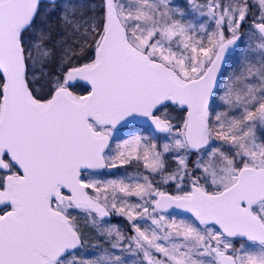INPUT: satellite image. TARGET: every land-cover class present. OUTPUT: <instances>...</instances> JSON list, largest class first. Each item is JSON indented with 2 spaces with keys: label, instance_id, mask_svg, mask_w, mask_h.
I'll return each mask as SVG.
<instances>
[{
  "label": "snow or ice",
  "instance_id": "6c2138e0",
  "mask_svg": "<svg viewBox=\"0 0 264 264\" xmlns=\"http://www.w3.org/2000/svg\"><path fill=\"white\" fill-rule=\"evenodd\" d=\"M0 264H264V0H0Z\"/></svg>",
  "mask_w": 264,
  "mask_h": 264
}]
</instances>
